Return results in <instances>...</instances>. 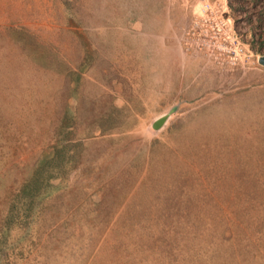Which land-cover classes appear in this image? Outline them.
<instances>
[{"label": "rangeland", "instance_id": "374dc122", "mask_svg": "<svg viewBox=\"0 0 264 264\" xmlns=\"http://www.w3.org/2000/svg\"><path fill=\"white\" fill-rule=\"evenodd\" d=\"M263 56L264 0H0V264H264Z\"/></svg>", "mask_w": 264, "mask_h": 264}, {"label": "water", "instance_id": "95a60500", "mask_svg": "<svg viewBox=\"0 0 264 264\" xmlns=\"http://www.w3.org/2000/svg\"><path fill=\"white\" fill-rule=\"evenodd\" d=\"M260 60H261V62H264V56L261 57ZM166 116L167 115H163L161 118H159L157 120V122L155 123V126L158 127V126L162 125L164 123L165 119H166Z\"/></svg>", "mask_w": 264, "mask_h": 264}]
</instances>
